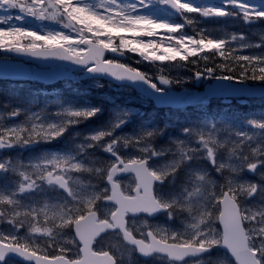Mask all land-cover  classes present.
Instances as JSON below:
<instances>
[{
  "label": "snow or ice",
  "instance_id": "6c2138e0",
  "mask_svg": "<svg viewBox=\"0 0 264 264\" xmlns=\"http://www.w3.org/2000/svg\"><path fill=\"white\" fill-rule=\"evenodd\" d=\"M201 18L251 25L264 21V0H0V52L68 61L97 87L110 77L158 103L178 99L171 87L181 81L162 67L178 59L205 61L196 81L264 82V54H236L264 48V34L257 43L244 33L189 35ZM129 54L159 62L160 74L125 63ZM8 107L0 106V153L72 139L27 163L0 155V225L9 226L0 227V264H264V119L201 116L178 134L142 125L121 135L133 114L116 102L86 132L79 126L105 111L86 99ZM160 215L163 224L148 219Z\"/></svg>",
  "mask_w": 264,
  "mask_h": 264
},
{
  "label": "rangeland",
  "instance_id": "374dc122",
  "mask_svg": "<svg viewBox=\"0 0 264 264\" xmlns=\"http://www.w3.org/2000/svg\"><path fill=\"white\" fill-rule=\"evenodd\" d=\"M196 3H204V4H211V3H206L203 2L201 0H195ZM220 2V0L216 3L213 4H218ZM250 3L254 4V5H259L261 2H257L254 0H249ZM187 15H191V16H196L197 14L192 13V14H187ZM175 17H173L174 19ZM221 22V26L222 28H224V26L226 27V31L227 33H244L247 37V40L253 43H257L260 40V36L261 34H264V21H259L256 22L254 24L251 25H247L244 24L243 22H241L240 20H233L231 18H215ZM30 20V24H32V20L31 18H29ZM208 20H204L203 18L200 19L199 24H203V23H207ZM35 25L37 26V24L39 22L34 21ZM47 23V22H45ZM234 28V29H232ZM211 33V32H209ZM128 35V34H126ZM159 38V37H158ZM233 47H235V45H233ZM2 54V52H0V55ZM236 54H243V55H259V54H264V48H248V49H244L242 52L237 49ZM141 59L139 56L137 55H132L131 58L128 61V64L132 65L133 67H137L142 71H145L147 73H149L150 75H157L159 74V69L161 67V65L159 64V62H156V64H150L149 62H142L137 64L136 61ZM193 60V59H191ZM199 63V62H198ZM197 64H191L188 63L185 67H181L180 65L185 64V62H175V66H172L171 63H167L165 65H163V73H167L169 74V76L173 79H179L181 81L180 84H173L172 87L173 88H178V89H183V90H189V89H194L195 86L193 85V73L192 71L197 67ZM99 84L103 85V87H97L96 83L94 81H88L86 83H84V86H80V87H84L83 88V94L85 95H93L97 97V100L99 102L100 105H102L103 103H106L107 107L104 109L105 114L107 115L106 118L101 119V122H99V124H101L103 121H105L108 118V115L112 109V102H116L119 105H124L123 102H134V103H146L147 102V98L146 97H140L137 98V94L136 92L133 91V89L131 87L129 88H123V87H117V85L115 84H111V83H107L106 81H99ZM10 88H12L11 93L15 94V91L13 89H15L14 85H10ZM41 91L49 93V90L42 88ZM8 97V95L6 94L4 98ZM78 99V98H77ZM70 101L72 100H76V99H68ZM60 99H57L55 101H48V100H44L41 101L38 98H33L31 100L27 99L24 102V107H33L34 106V110L35 111H39L41 108L44 107H49V106H53L57 103H59ZM246 105L247 106H251V102H254L252 100H248L246 101ZM257 102H261L263 105V111H264V99L261 100H257ZM9 105V107L5 110V111H11L12 107L18 106L19 104H17V102H5L2 105ZM237 105H231L230 106V110L231 111H236L237 110ZM129 110L132 113H136L140 111V108H129ZM236 114H238V112H236ZM218 116V117H228L229 116L225 115V114H217L216 113V109H211V110H207V108H198L196 110H191L188 111L184 114H181V112H174V113H170L168 114L167 120H165V122H162L159 126L160 127H164L165 125L168 126V133L169 134H178L181 127L182 126H187L189 123H193V122H197V118L201 117V116ZM135 115H132V118H134ZM23 116L16 118L17 121L22 120ZM264 119V116H256V115H251L249 116V118L247 120H256V121H260ZM246 120V119H245ZM241 121H244L243 119H241ZM97 124V125H99ZM94 124H88V125H84L83 131L86 132L91 128H94L95 126ZM143 125H157V124H143ZM142 126V125H141ZM141 126H137L136 124H127L122 130H120V134L121 135H125V134H133L135 132H137ZM83 127V126H82ZM167 142V138H158L156 140L157 144H166ZM42 150V146L40 145H35L34 146V150L33 151H27L24 152L21 149H14L11 151L6 152L4 155L2 156H11L13 159L20 161L23 160L25 163H27L29 160L34 158V155L39 153ZM48 150H52L55 151L57 149H48ZM141 220H143L144 218H140ZM149 219V218H148ZM151 223L156 224H163L164 221L163 220H153V219H149ZM0 227L7 229L9 226L7 224L4 225H0ZM154 264H164L163 262L159 261V260H155Z\"/></svg>",
  "mask_w": 264,
  "mask_h": 264
},
{
  "label": "water",
  "instance_id": "95a60500",
  "mask_svg": "<svg viewBox=\"0 0 264 264\" xmlns=\"http://www.w3.org/2000/svg\"><path fill=\"white\" fill-rule=\"evenodd\" d=\"M19 55V54H17ZM23 57H27V55H22ZM8 64L0 61V75L1 76H12V77H27L32 76L36 78L46 79L48 75L44 74V72H35L33 70L22 69L19 65ZM71 68L61 69L53 76L59 75H67L70 74ZM109 80H112L110 77H105ZM114 81V80H112ZM116 82V81H114ZM118 83V82H116ZM210 85H222L221 88L215 95L210 93ZM235 89H245V91H233ZM174 97L178 98L176 102L169 103H158L159 105H173L177 107L193 105V104H202L209 103L212 97L216 96H254V95H264V86L251 85L248 83H236L229 81H215L214 83H210L207 85L206 90L203 92H188V91H176L171 90Z\"/></svg>",
  "mask_w": 264,
  "mask_h": 264
},
{
  "label": "trees",
  "instance_id": "16d2710c",
  "mask_svg": "<svg viewBox=\"0 0 264 264\" xmlns=\"http://www.w3.org/2000/svg\"><path fill=\"white\" fill-rule=\"evenodd\" d=\"M208 55H211V54L209 53ZM214 59H215V62H217V63L220 62V57L219 56H216ZM189 60H191V59H189ZM204 63H205V61L203 60V62L200 64V66L203 67ZM197 66H199V65H197ZM247 81H250V82H260V81H251V80H247Z\"/></svg>",
  "mask_w": 264,
  "mask_h": 264
}]
</instances>
